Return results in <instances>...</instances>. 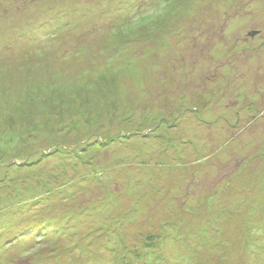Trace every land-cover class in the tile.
I'll return each instance as SVG.
<instances>
[{"label": "rangeland", "instance_id": "374dc122", "mask_svg": "<svg viewBox=\"0 0 264 264\" xmlns=\"http://www.w3.org/2000/svg\"><path fill=\"white\" fill-rule=\"evenodd\" d=\"M248 220L264 0H0V264H243Z\"/></svg>", "mask_w": 264, "mask_h": 264}, {"label": "trees", "instance_id": "16d2710c", "mask_svg": "<svg viewBox=\"0 0 264 264\" xmlns=\"http://www.w3.org/2000/svg\"><path fill=\"white\" fill-rule=\"evenodd\" d=\"M25 162H27V159H25ZM241 220H242V223H244V221H246L243 215L241 217ZM240 230L242 231L241 234H243L242 238L238 239V240L236 239L235 241L232 240L233 242L231 240H228L227 242L229 244V247L233 246L231 248V250L235 246L237 247V249L239 247H247L246 251L247 252L249 251V253L252 255V257L245 255V258L243 259L242 263L243 264H255L254 263V256L257 257V254L264 255V238L263 239L261 238V240H259V241L257 240V238L255 239V237L258 236L259 232H257L256 227L252 225V222L250 220H248V224H246L244 226L241 224ZM257 258L261 262L260 258L263 259V256L262 257L260 256V258L259 257H257ZM120 260H121V258H120ZM120 260L116 264H127L126 260H123L121 262H120ZM234 263H236V262H234Z\"/></svg>", "mask_w": 264, "mask_h": 264}, {"label": "snow or ice", "instance_id": "6c2138e0", "mask_svg": "<svg viewBox=\"0 0 264 264\" xmlns=\"http://www.w3.org/2000/svg\"><path fill=\"white\" fill-rule=\"evenodd\" d=\"M156 0H121V7L126 9L138 8L141 10L154 9Z\"/></svg>", "mask_w": 264, "mask_h": 264}]
</instances>
